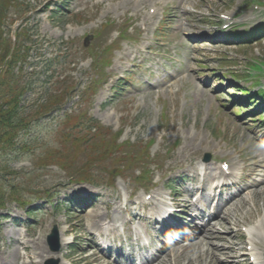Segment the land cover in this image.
Listing matches in <instances>:
<instances>
[{
	"label": "rangeland",
	"instance_id": "1",
	"mask_svg": "<svg viewBox=\"0 0 264 264\" xmlns=\"http://www.w3.org/2000/svg\"><path fill=\"white\" fill-rule=\"evenodd\" d=\"M248 1L0 0V59L8 56L14 44L19 46L15 37L21 24L25 29L19 36L27 40L24 49L30 47L29 59L13 68L14 79L9 80L10 75L4 79L0 100L12 102L8 93L14 87H30L34 93L28 91L22 97V113L41 114L43 109L36 106V100L50 90L54 96L61 94L64 111L73 113L67 121L63 119L64 112L59 118H52V114L35 117L34 124L22 133L14 153L0 152V176L6 180L0 177V190L9 193L13 187L18 195L14 202L31 201L40 213L30 218L11 200L6 203L11 217L17 221L0 222V264H29L25 261L30 260L43 263L46 259L40 255L49 253L47 235L55 225L66 228V221L69 238L74 240L70 245L73 247L64 250V254H70L67 264H92L93 259L86 260L84 253H92L88 248L93 230L86 229L81 215L66 217L65 212L54 211L48 201L38 200L51 193L55 201L61 194L63 201L64 190L78 193L79 187L72 183V178H85L90 171H94L93 177L96 175L101 185L112 174L116 186H121L127 181L135 185L131 176L141 179L148 169L157 184L155 189L163 191L161 186L168 180L167 168L174 161L189 165L191 156L203 160L207 154L218 162L227 158L234 172L239 173L238 187L247 188L249 184L250 188L241 195L234 220L230 218L228 226L220 223L212 231L226 237L225 231L234 234L233 223L237 225L244 219L254 223L263 216L264 184L254 185L264 174L259 167L264 166V128L251 123L250 115L236 118L235 107L244 104L239 101L240 93L220 74L229 71L228 78L232 79V72L240 74L250 58L264 59V40L237 46L210 38L220 13H238V8L247 9ZM141 2L142 7H138ZM152 7H158L160 14L150 21L145 17ZM87 36L92 39L85 46ZM3 65L1 69L6 70ZM103 79L107 83L102 86ZM251 85L244 83L241 87ZM67 91L72 92L70 100ZM66 96L68 99H63ZM82 119H93L109 132H99L87 142L76 128ZM116 134L118 139L114 141ZM93 149L98 156L94 157ZM185 151L187 155L182 156ZM127 156L125 163L114 161ZM214 163L213 160L210 164ZM216 168L220 171L219 164ZM132 187L137 191L136 186ZM80 188L96 191L90 185ZM163 192L168 194L167 190ZM115 195L112 199H117L118 193ZM97 210L101 215H91L87 226L90 221L110 218L123 229V221L128 220L119 208L109 213ZM29 224L33 228L29 229ZM26 228L29 256H21L20 250L17 257L13 240ZM231 238L240 247L237 237ZM41 240L46 249L39 248L37 243ZM194 249H186L176 264H206L208 260H195ZM154 264L175 261L163 256Z\"/></svg>",
	"mask_w": 264,
	"mask_h": 264
},
{
	"label": "trees",
	"instance_id": "2",
	"mask_svg": "<svg viewBox=\"0 0 264 264\" xmlns=\"http://www.w3.org/2000/svg\"><path fill=\"white\" fill-rule=\"evenodd\" d=\"M18 99L13 97L12 102L0 103V148L13 150L16 143L18 146L19 129L23 119L19 114ZM17 101V102H16ZM90 130L95 128V121L89 120ZM16 147V146H15Z\"/></svg>",
	"mask_w": 264,
	"mask_h": 264
},
{
	"label": "bare ground",
	"instance_id": "3",
	"mask_svg": "<svg viewBox=\"0 0 264 264\" xmlns=\"http://www.w3.org/2000/svg\"><path fill=\"white\" fill-rule=\"evenodd\" d=\"M261 183H264V181H262ZM232 209H235L234 208V206H232L231 207ZM63 233H64V231H62V236H63ZM67 240H64L63 238H62V242L64 243V242H66ZM228 242V241H227ZM38 246H39V248L40 247H42V248H45L44 247V245H43V241L41 240V242L39 241L38 243ZM256 244V243H255ZM256 249H257V245H256ZM229 250L230 249H228V248H223V249H218V248H213V252H212V256L214 257V259L217 261V262H219V263H221V264H235V262H233L232 260H231V254L229 253ZM258 250V249H257ZM224 255L225 256V260H220V255ZM143 259L145 258V256H143L142 257ZM256 264H258V263H256Z\"/></svg>",
	"mask_w": 264,
	"mask_h": 264
},
{
	"label": "water",
	"instance_id": "4",
	"mask_svg": "<svg viewBox=\"0 0 264 264\" xmlns=\"http://www.w3.org/2000/svg\"><path fill=\"white\" fill-rule=\"evenodd\" d=\"M58 249V247H56V250Z\"/></svg>",
	"mask_w": 264,
	"mask_h": 264
}]
</instances>
